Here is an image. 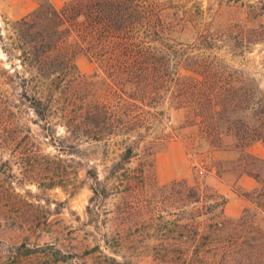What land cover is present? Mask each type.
Instances as JSON below:
<instances>
[{"label":"rangeland","instance_id":"obj_1","mask_svg":"<svg viewBox=\"0 0 264 264\" xmlns=\"http://www.w3.org/2000/svg\"><path fill=\"white\" fill-rule=\"evenodd\" d=\"M52 1L60 7L66 0ZM38 3L0 0V264H116V258L188 264L195 244L202 242L192 221L196 212L220 211L214 190L223 195L250 191L239 184L247 177L244 168L258 175L255 188L260 189L264 159L240 155L228 147L230 138L224 148L207 146L199 127H182L183 115L169 100L152 110L164 115L156 114L142 132L146 141L138 152L150 145L154 166L141 156L116 165L122 147L67 132L62 107L41 120L14 76L22 70L18 53L3 50L11 43L7 24ZM160 3L175 20L177 48L193 47L209 34L213 54L253 76L264 92V41L244 43L246 37L255 40L264 24V0ZM76 62L86 76L96 71L84 56ZM190 188L200 189L198 202ZM258 222L264 225V215ZM204 229L203 224L198 233Z\"/></svg>","mask_w":264,"mask_h":264},{"label":"trees","instance_id":"obj_2","mask_svg":"<svg viewBox=\"0 0 264 264\" xmlns=\"http://www.w3.org/2000/svg\"><path fill=\"white\" fill-rule=\"evenodd\" d=\"M166 6L160 0H66L58 7L39 0L34 10L7 24L11 43L3 50L18 53L22 70L14 76L34 113L46 121L62 107L67 132L94 142L116 141L122 147L116 165L140 156L155 165L150 145L141 155L138 150L146 141L143 130L156 114L164 115L152 110L165 100L183 115L182 127L200 128L207 146L224 148L230 138L229 148L254 158L249 148L264 142V92L253 76L213 54L209 34L193 47L177 48L175 20H169ZM254 39L244 43L264 41V24ZM80 56L96 65L92 75L80 72ZM243 173L259 181L245 168ZM190 191L198 202L200 189ZM236 193L248 203L237 218L225 214L228 198L218 190L212 195L220 199V211L196 212L192 221L202 242L188 264H264V225L258 222L264 185Z\"/></svg>","mask_w":264,"mask_h":264},{"label":"crops","instance_id":"obj_3","mask_svg":"<svg viewBox=\"0 0 264 264\" xmlns=\"http://www.w3.org/2000/svg\"><path fill=\"white\" fill-rule=\"evenodd\" d=\"M251 154L256 155L264 159V145L260 143H256L249 148ZM249 183L248 186L246 184ZM255 179L247 175V177H243L239 180V184L246 190H254L255 189ZM219 189V187L217 188ZM220 191V189H219ZM222 192V191H221ZM248 192V191H247ZM223 193V192H222ZM228 197V202L225 208V214L230 218H237L242 214V211L245 206V201L239 196L236 192L225 193Z\"/></svg>","mask_w":264,"mask_h":264},{"label":"water","instance_id":"obj_4","mask_svg":"<svg viewBox=\"0 0 264 264\" xmlns=\"http://www.w3.org/2000/svg\"><path fill=\"white\" fill-rule=\"evenodd\" d=\"M115 262H116V264H132L131 262H129L125 259H121V258H116Z\"/></svg>","mask_w":264,"mask_h":264}]
</instances>
